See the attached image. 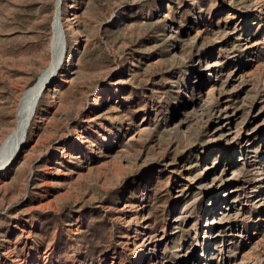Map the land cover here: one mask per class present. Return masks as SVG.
<instances>
[{
  "label": "rangeland",
  "instance_id": "374dc122",
  "mask_svg": "<svg viewBox=\"0 0 264 264\" xmlns=\"http://www.w3.org/2000/svg\"><path fill=\"white\" fill-rule=\"evenodd\" d=\"M55 5L0 0V144ZM59 11L65 59L0 171V264H264V0Z\"/></svg>",
  "mask_w": 264,
  "mask_h": 264
},
{
  "label": "bare ground",
  "instance_id": "6f19581e",
  "mask_svg": "<svg viewBox=\"0 0 264 264\" xmlns=\"http://www.w3.org/2000/svg\"><path fill=\"white\" fill-rule=\"evenodd\" d=\"M54 11L55 20L52 22V36L49 44L50 62L47 65L46 69L37 77L36 81L30 86L24 88L19 95L17 107L15 110L13 129L0 144V171L5 170L10 166L15 158L14 156L18 154L19 146L24 142L26 129L29 126L35 112V110H32V103L38 95L39 83L42 80L48 78L51 74H54L55 76L65 59L66 39L64 38L63 24L60 19V11L59 13L58 9ZM73 59L74 58H72V60ZM35 107L36 106H34V109ZM209 226H214V231H210L211 227ZM209 226V229H207V231L209 232V243H211V241L216 238L215 232L217 233V231H220V229L218 228V230L216 231V227L219 226L218 224H212ZM191 263L206 264L203 254L197 257L195 256V259L192 260Z\"/></svg>",
  "mask_w": 264,
  "mask_h": 264
},
{
  "label": "water",
  "instance_id": "95a60500",
  "mask_svg": "<svg viewBox=\"0 0 264 264\" xmlns=\"http://www.w3.org/2000/svg\"><path fill=\"white\" fill-rule=\"evenodd\" d=\"M59 5H60V0H56V5H55V10L58 9V13H59ZM55 20V16L53 17V21ZM54 77V74H51L48 78H46L45 80H42L40 83H39V87H38V95L36 96V98L33 100V103H32V110L34 111V106H36L37 104V101L40 97V94L48 87V84H49V81ZM32 114V112H31ZM21 148V145L19 146V149ZM18 149V150H19ZM15 158L17 157L14 156Z\"/></svg>",
  "mask_w": 264,
  "mask_h": 264
}]
</instances>
